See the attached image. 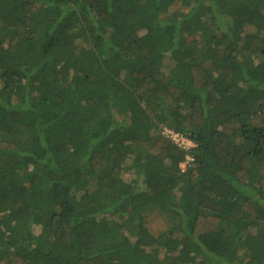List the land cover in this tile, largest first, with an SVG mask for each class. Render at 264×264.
<instances>
[{
	"label": "trees",
	"instance_id": "16d2710c",
	"mask_svg": "<svg viewBox=\"0 0 264 264\" xmlns=\"http://www.w3.org/2000/svg\"><path fill=\"white\" fill-rule=\"evenodd\" d=\"M0 264H264V0H0Z\"/></svg>",
	"mask_w": 264,
	"mask_h": 264
},
{
	"label": "built area",
	"instance_id": "2783aa9c",
	"mask_svg": "<svg viewBox=\"0 0 264 264\" xmlns=\"http://www.w3.org/2000/svg\"><path fill=\"white\" fill-rule=\"evenodd\" d=\"M165 135L181 148L189 149L193 147L192 143L189 140L185 139L180 135L174 134L171 131L166 130ZM190 160L191 159L187 157V161Z\"/></svg>",
	"mask_w": 264,
	"mask_h": 264
},
{
	"label": "rangeland",
	"instance_id": "374dc122",
	"mask_svg": "<svg viewBox=\"0 0 264 264\" xmlns=\"http://www.w3.org/2000/svg\"><path fill=\"white\" fill-rule=\"evenodd\" d=\"M165 131H166V130L163 129V134H164V135H165ZM182 167H183V166H182ZM38 230H39V228H35V231H36V232H38ZM171 251H173V250L170 248V250H169L168 252H164L163 259H166V258L170 257L169 255L171 254Z\"/></svg>",
	"mask_w": 264,
	"mask_h": 264
}]
</instances>
